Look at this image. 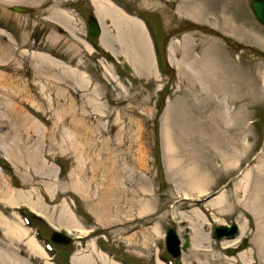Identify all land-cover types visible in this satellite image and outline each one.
Segmentation results:
<instances>
[{"label":"rangeland","instance_id":"rangeland-1","mask_svg":"<svg viewBox=\"0 0 264 264\" xmlns=\"http://www.w3.org/2000/svg\"><path fill=\"white\" fill-rule=\"evenodd\" d=\"M110 1L144 22L149 64L111 20L90 37L92 0H0V73L19 87L16 97L0 88V158L11 157L0 190L30 193L41 214L26 201L0 212L22 226L21 213L35 218L27 240L36 231L71 239L40 259L0 230V264L14 252L31 264H264V27L252 0ZM198 7L206 14L193 16ZM39 55L66 69L42 72ZM41 72L66 82L48 84ZM62 92L66 102L56 100ZM13 105L46 131L62 127L29 140ZM233 223L237 238H214ZM169 228L182 244L190 237L176 259Z\"/></svg>","mask_w":264,"mask_h":264},{"label":"bare ground","instance_id":"bare-ground-1","mask_svg":"<svg viewBox=\"0 0 264 264\" xmlns=\"http://www.w3.org/2000/svg\"><path fill=\"white\" fill-rule=\"evenodd\" d=\"M166 1H168V0H166ZM92 3L95 6V8L97 9L96 18H97L99 23L104 22L105 20H111L114 23V25L117 27V29L119 28V30H121L120 31L121 33H123V30L126 33H132V35L135 37V44L142 51L141 52L142 55L140 56L142 64H149V55L147 52V45L149 44L150 49H152L151 48L152 45H151L150 37L148 35V31H147V28H146L144 22L139 20V19H136V18L135 19L134 18L133 19L128 18V16L123 11H121L116 5H114L112 3V1H110V0H92ZM191 11H193V13H192L193 16L206 14V11L200 7L195 8L193 10L190 9V12ZM64 14H65L66 20L71 21V22L73 21V17H71L67 12H64ZM123 22H127V23H123ZM7 53H9V52L5 51L3 55L5 56V55H7ZM4 56H3V58H4ZM44 56L39 55L40 62L42 63L40 65L41 66L40 70L42 72H43V70L47 71L46 70L47 65L50 67H60V68L66 69L65 66L60 61H57L55 59L53 60L51 58V56H49V55H48L49 57H44ZM42 72L39 73V77L41 78V77L45 76L48 84L56 83V84L61 86L62 84H64L66 82L65 78H61V77L56 78L50 74L51 72H47L48 74H44ZM77 79L79 81L83 80V78L81 76H79ZM10 81H11V83H9ZM13 83H14L13 77L10 78L9 75H3L2 73H0V88H5V87L9 86V88L11 90H14V87H12V86H14ZM18 89H19V87L17 89L15 88V90L13 91L15 93V95L13 94V96L16 97V94L18 93ZM51 90L52 89H49L47 91L51 94V92H52ZM15 97H13V98H15ZM56 100L58 102H66L67 96L65 95V92L60 93V99L56 98ZM11 111H12V117L16 121V124L19 126V129L23 130L22 133H26L27 135H29L27 137L29 140L35 136L36 138H34V139H36V143H38V144H40V141H41L40 135L42 136V139H44V137L47 133L48 134H54L57 130H59L62 127L61 121H56L53 123V126L49 129V131H50L49 132V131H46L45 129H43L41 127V125L39 123H37L35 120L30 118L28 115L24 114L23 111L19 110L15 105L12 106ZM66 119H67V116H66V114H64L63 121H65ZM21 126H23V127H21ZM76 127H78V128L83 127L84 128L83 124H78V125L76 124ZM73 138L77 139L80 137L78 135H75ZM3 156H2L3 158H0V160L4 159L7 161L11 158L10 156H7V155H3ZM5 164H7V163L5 162ZM0 165H4V164L0 163ZM35 169L38 172H40V170L44 169V166L36 164ZM48 171L51 172V168H48ZM1 176L2 175H0V186H2V184H3L2 181L5 183L4 180H1ZM5 186H6V184H5ZM49 191H50V189H49ZM29 195L32 196L30 193L25 192L22 189H13V188L8 189V190L4 189L3 192H1V190H0V203L2 205L11 206V207L15 208L19 205L18 203H20V201H26V202H22V203H26V204H28L27 202H30V204L32 205V208L37 213L41 214V212L38 210L39 207L37 206V203L32 202L31 201L32 198ZM1 212H0V230L3 231L4 236L6 238H8V240L12 241L14 246H18V247L21 246L22 250H26L27 253H30L32 256H36V258H40V259L43 258L45 255L44 249H42V247L39 245L37 240L34 237L29 238L27 240L28 229L26 228V226H22L18 222L9 220L8 217H5ZM230 225H229V227H230ZM215 229H216V227L214 228V231H215ZM214 231H213V233H214ZM238 236H239V232L233 238H223V239H235ZM217 240L219 241V239H217ZM244 241L245 240H243L241 242V244ZM241 244L239 245V247L231 249V250H234V249L237 250V252L232 256H235V255H237V253H239V252L241 253L243 251V250H239ZM183 245H184V243H183ZM15 251H16V249H15ZM7 261H8V262H6L7 264H31L30 262H25L23 259H21L19 257L18 252H16V254L14 252V254H12L11 260L8 259ZM45 264H53V263L46 260ZM113 264H114V262H113Z\"/></svg>","mask_w":264,"mask_h":264},{"label":"water","instance_id":"water-1","mask_svg":"<svg viewBox=\"0 0 264 264\" xmlns=\"http://www.w3.org/2000/svg\"><path fill=\"white\" fill-rule=\"evenodd\" d=\"M250 9L254 17L256 18V20L259 22V24L264 27V0H252L250 4ZM14 11L19 12V13H27V14L31 13L30 9H27L24 7H15ZM87 27H88L89 34L92 38L94 39L99 38V36L101 35L102 28L95 15L94 16L91 15L89 17ZM124 66L128 72H131L129 66H127L126 64H124ZM4 161L0 160V163L5 165ZM212 197L213 196H210L209 198L206 199V201L210 200ZM238 232H239L238 225L236 223H233L230 225V227L229 225H223V226L216 227L214 231V235L216 239L222 240L223 238H233L237 235ZM58 239H61L62 241H59ZM184 239H185V242H184L183 247L181 248L182 241L177 235L176 230L174 228H171L168 231V235H167L168 250L174 258L179 257L181 255L182 250H186L191 246L190 237L186 235ZM53 240H55L58 243L66 244V245L71 242V239H69L67 236L59 232H55L53 234ZM247 246H248V242L247 240H245L241 244L239 250H243ZM236 252H237L236 249L229 251L231 255H234Z\"/></svg>","mask_w":264,"mask_h":264}]
</instances>
